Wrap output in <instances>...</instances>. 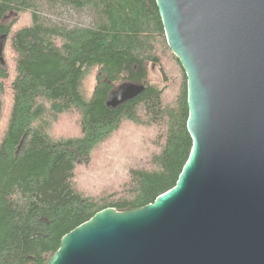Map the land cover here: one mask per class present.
I'll return each instance as SVG.
<instances>
[{
	"label": "trees",
	"instance_id": "trees-1",
	"mask_svg": "<svg viewBox=\"0 0 264 264\" xmlns=\"http://www.w3.org/2000/svg\"><path fill=\"white\" fill-rule=\"evenodd\" d=\"M52 4L89 9L96 20L60 26L41 13ZM1 44L0 264H45L66 234L97 213L142 208L176 186L193 147L187 77L156 0H0ZM165 50L173 56L162 62ZM150 65L163 67L164 85L151 82ZM93 70L88 100L83 84ZM126 83L145 91L108 107L110 93ZM73 115L78 133L68 136L63 122ZM129 123L158 131L149 165L129 162L124 174L105 163L110 174L100 176L95 158L104 162L106 149L124 160L137 154Z\"/></svg>",
	"mask_w": 264,
	"mask_h": 264
},
{
	"label": "water",
	"instance_id": "water-1",
	"mask_svg": "<svg viewBox=\"0 0 264 264\" xmlns=\"http://www.w3.org/2000/svg\"><path fill=\"white\" fill-rule=\"evenodd\" d=\"M156 5L187 77L190 157L154 203L97 213L45 264H264V0ZM144 91L123 84L107 106Z\"/></svg>",
	"mask_w": 264,
	"mask_h": 264
},
{
	"label": "rangeland",
	"instance_id": "rangeland-1",
	"mask_svg": "<svg viewBox=\"0 0 264 264\" xmlns=\"http://www.w3.org/2000/svg\"><path fill=\"white\" fill-rule=\"evenodd\" d=\"M50 11H48L47 8H44L42 10L43 16L46 18H49L53 20V22L57 23L60 26H65L68 28H75V27H86V26H92L94 24V20H96L94 14L89 9H83L80 11H77L73 9L72 7L65 6L62 4H52L48 6ZM12 15H10L8 18H10ZM29 20L28 17L23 19L24 21ZM172 58V53L168 52L167 50L163 51L161 55V60L164 62L168 60V57ZM150 80L152 83H156L159 86L164 85L165 83V74L163 67L162 69L159 66L150 65ZM164 80V82H163ZM97 85V70H93L85 79L83 84V92L86 99H91L93 95V91ZM71 117V115H68ZM78 117L73 115L71 120L63 122L64 128L68 132V136H72L78 133ZM124 130L129 134L131 137L138 134V137L140 139V143L136 144V148L138 150L136 154V149L132 152L135 155L133 156V160H124L121 158L116 152L114 151V148H108L106 149V159L104 162H102L100 155H96L95 160H98L99 164H103L102 170H98V174L100 176L107 177L110 174V170L108 168H114L117 164L120 171L124 174L126 173L125 165L130 163H134L139 167H146L149 165L150 157L152 156L153 152L156 150L154 147L155 142L157 141V129L154 127L152 128H137L136 126L132 124H125ZM137 141V140H136ZM139 147V148H138ZM130 153L129 155H131ZM107 163V165L105 164ZM92 192H95L94 190ZM113 191H108L106 194H110Z\"/></svg>",
	"mask_w": 264,
	"mask_h": 264
}]
</instances>
